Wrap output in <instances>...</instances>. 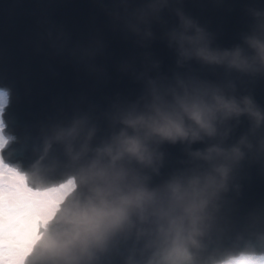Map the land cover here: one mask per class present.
<instances>
[{
  "label": "clouds",
  "instance_id": "clouds-1",
  "mask_svg": "<svg viewBox=\"0 0 264 264\" xmlns=\"http://www.w3.org/2000/svg\"><path fill=\"white\" fill-rule=\"evenodd\" d=\"M94 2L112 29L140 48L160 26L176 70L162 74L148 52L140 67L122 62L119 70L142 84L139 95L41 129L28 169L5 162L15 137L0 148V264H264V206L248 214L244 233L224 243L229 194L239 196L244 165L264 171V107L238 90L245 77L264 78V7H249L240 43L223 48L174 7L182 0ZM165 10L175 24L168 26ZM48 37L57 54L66 52L62 41L70 37L62 28ZM104 47L91 38L68 55L99 73L93 62ZM193 62L214 74L222 69V77L208 79ZM242 118L247 130L233 139ZM165 144L183 145L186 158L154 184Z\"/></svg>",
  "mask_w": 264,
  "mask_h": 264
},
{
  "label": "water",
  "instance_id": "water-1",
  "mask_svg": "<svg viewBox=\"0 0 264 264\" xmlns=\"http://www.w3.org/2000/svg\"><path fill=\"white\" fill-rule=\"evenodd\" d=\"M176 6L213 32L218 46L230 48L240 43L241 34L248 29L251 20L247 9L264 7V0H182ZM163 17L168 26L176 23V17L168 10ZM59 28L70 37L62 41L64 54H57L50 47L52 41L48 37L49 32L55 37ZM162 31L160 26L154 27L156 39L143 49L134 43V38L125 39L114 31L94 0H0V88L9 95L3 113L7 135L4 134L16 138L5 150V162L28 169L38 156L34 148L41 143V129L66 121L78 111L94 110L98 115L117 97L135 99L142 84L119 70L122 62L135 60L140 67L143 54L148 52L160 62V72L171 75L176 70V57L161 39ZM91 38L101 39L105 46L103 54L93 62L103 70L99 73L89 71L68 55L76 54L77 45L86 44ZM191 68L208 79L222 77V69L214 74L195 62ZM238 90L242 94L251 92L264 107V78L252 82L245 77L243 83L238 81ZM247 127V120L242 118L233 139ZM202 147L203 144L193 145V149ZM162 151L165 162L160 175L153 178L154 184L181 167L180 161L186 158L180 144H165ZM53 154L59 155V149L54 148ZM239 183V196L230 193L231 203L225 210L226 246L237 234L245 232L248 214L264 206V171L258 164L246 163Z\"/></svg>",
  "mask_w": 264,
  "mask_h": 264
},
{
  "label": "bare ground",
  "instance_id": "bare-ground-1",
  "mask_svg": "<svg viewBox=\"0 0 264 264\" xmlns=\"http://www.w3.org/2000/svg\"><path fill=\"white\" fill-rule=\"evenodd\" d=\"M6 99H7V92H2L0 91V111H3V106L6 104ZM4 125L0 124V148H2L3 146H5L10 138H7L4 134L3 131Z\"/></svg>",
  "mask_w": 264,
  "mask_h": 264
},
{
  "label": "rangeland",
  "instance_id": "rangeland-1",
  "mask_svg": "<svg viewBox=\"0 0 264 264\" xmlns=\"http://www.w3.org/2000/svg\"><path fill=\"white\" fill-rule=\"evenodd\" d=\"M0 103H1V101H0Z\"/></svg>",
  "mask_w": 264,
  "mask_h": 264
}]
</instances>
